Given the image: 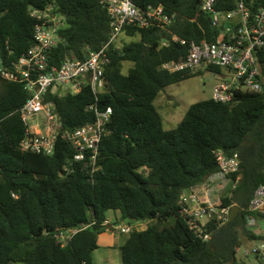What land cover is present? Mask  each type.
I'll return each instance as SVG.
<instances>
[{"label": "trees", "instance_id": "trees-1", "mask_svg": "<svg viewBox=\"0 0 264 264\" xmlns=\"http://www.w3.org/2000/svg\"><path fill=\"white\" fill-rule=\"evenodd\" d=\"M133 1L142 9L162 5L174 14L173 21L164 27H124L122 36L129 40L110 45L108 89L98 97L90 84L79 92L60 94L59 89L49 95L67 130L94 122L95 111L89 108L94 103L112 108L111 132L100 144L101 169L93 178L63 136L52 155L22 150L26 126L20 109L30 94L0 74V264H96L94 252L109 210L120 211L124 222L151 220L121 245L122 264H236L239 247L248 236L256 237L246 228V208L264 185V89L238 91L232 104L197 101L176 127L166 129L155 99L192 74L162 67L188 54L189 45L173 35L214 41L220 30L201 8L203 0ZM235 3L217 0L216 8L230 11ZM50 4L66 22L49 53L50 65L82 58L109 41L111 18L101 0H0V39L9 41L13 58L34 43L37 19L29 8ZM258 53L264 85V50ZM125 62L132 63L127 74ZM218 149L240 154V170L231 175L233 180L240 176L238 187L231 192L229 186L222 197L224 204L237 205L227 224L210 225L212 236L205 241L180 215L179 198L218 170ZM254 213L264 217L263 211ZM92 221L65 245L55 236Z\"/></svg>", "mask_w": 264, "mask_h": 264}, {"label": "built area", "instance_id": "built-area-1", "mask_svg": "<svg viewBox=\"0 0 264 264\" xmlns=\"http://www.w3.org/2000/svg\"><path fill=\"white\" fill-rule=\"evenodd\" d=\"M101 3L111 18L110 39L99 50H86L82 58L72 56L59 66L50 65L49 53L58 44L60 29L66 25L63 15L53 4L45 9L33 6L29 8L31 15L37 19L34 43L18 58L11 56L13 51L9 41L3 42L0 39L1 76L23 84L30 94L20 109L26 126L21 141L22 150L52 155L59 138L63 136L70 141L75 150L74 159L83 163V170L90 178L101 169L98 164L100 144L103 137L111 132L108 124L112 108H101L94 103L89 108L95 111L96 120L67 130L63 128L62 119L49 95L56 94L59 89L60 94L79 92L84 85L90 84L98 97L99 93L108 89L105 69L111 61L110 45L119 40L124 27H164L174 18V14L166 12L162 5H148L142 9L133 0H101ZM216 4L217 0H203L201 8L209 14L212 23L219 27L217 40L189 41L173 35V40L189 45L188 54L184 60L166 62L162 67L172 72L194 71L204 67L212 76L221 79L213 86L212 98L232 104L238 91L260 92L264 89L258 53L260 49L264 50V0H236L235 7L230 11H219ZM168 42L169 40H165L163 44ZM211 67H220L221 71L210 69ZM215 153L218 170L202 184L183 191L179 198L180 215L193 233L205 241L212 236L211 224L221 227L230 221L231 208L237 203L224 204L222 197L229 186L231 192L236 190L240 179L238 176L233 180L231 176L240 170L239 152L229 154L218 149ZM246 210V228L255 233L256 237L248 236L246 242L249 244L244 242L239 247L243 248L245 259L237 257L236 264H264V217L259 218L254 213L264 212V185L257 187ZM150 221H120L112 227L118 234H131L134 230L147 228ZM93 223L94 221L84 223L81 228L67 229L55 236L65 245L75 233Z\"/></svg>", "mask_w": 264, "mask_h": 264}, {"label": "rangeland", "instance_id": "rangeland-1", "mask_svg": "<svg viewBox=\"0 0 264 264\" xmlns=\"http://www.w3.org/2000/svg\"><path fill=\"white\" fill-rule=\"evenodd\" d=\"M122 39L129 40L126 35H123ZM130 66H132L131 62L124 63L123 72L125 74L128 73ZM220 81L219 77L212 76L208 70L200 67L192 71L189 77L168 85L155 99V104L164 119L165 128L171 129L176 127L186 115L191 104L212 98L213 86ZM40 117L43 116L41 115ZM33 123L36 122L34 121ZM128 235L118 234L113 231L101 233L99 236L100 245L94 252L97 264H122L120 247L127 240ZM246 243L249 244V242ZM237 257L245 259L243 248L238 249Z\"/></svg>", "mask_w": 264, "mask_h": 264}, {"label": "crops", "instance_id": "crops-1", "mask_svg": "<svg viewBox=\"0 0 264 264\" xmlns=\"http://www.w3.org/2000/svg\"><path fill=\"white\" fill-rule=\"evenodd\" d=\"M123 34V33H122ZM122 34L120 35V37H119V40H121L122 39ZM122 219V217H121V212L120 211H114V210H109L108 211V215H107V220H106V229L103 231V232H114V230H113V225L116 223V222H118V221H120ZM102 232V233H103ZM101 234V233H100ZM100 234H99V236H100ZM129 236V235H128ZM99 240V239H98ZM100 242V241H99ZM99 245H100V243H99ZM97 250V249H96ZM95 262H96V260H95ZM96 264H97V262H96Z\"/></svg>", "mask_w": 264, "mask_h": 264}, {"label": "water", "instance_id": "water-1", "mask_svg": "<svg viewBox=\"0 0 264 264\" xmlns=\"http://www.w3.org/2000/svg\"><path fill=\"white\" fill-rule=\"evenodd\" d=\"M211 19V18H210ZM10 262V260H7L6 264H8Z\"/></svg>", "mask_w": 264, "mask_h": 264}]
</instances>
